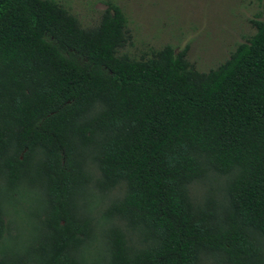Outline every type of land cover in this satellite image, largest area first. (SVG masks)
Returning a JSON list of instances; mask_svg holds the SVG:
<instances>
[{
    "label": "trees",
    "instance_id": "16d2710c",
    "mask_svg": "<svg viewBox=\"0 0 264 264\" xmlns=\"http://www.w3.org/2000/svg\"><path fill=\"white\" fill-rule=\"evenodd\" d=\"M252 23L199 72L187 48L119 54L117 6L82 28L0 0V264H264V10Z\"/></svg>",
    "mask_w": 264,
    "mask_h": 264
},
{
    "label": "rangeland",
    "instance_id": "374dc122",
    "mask_svg": "<svg viewBox=\"0 0 264 264\" xmlns=\"http://www.w3.org/2000/svg\"><path fill=\"white\" fill-rule=\"evenodd\" d=\"M74 15L82 28L98 24L111 5L126 18L128 42L119 54L148 59L171 46L187 48L186 59L199 72L215 69L239 43L255 32L263 19L264 0H53ZM82 61V59H79ZM196 197L201 189H196Z\"/></svg>",
    "mask_w": 264,
    "mask_h": 264
}]
</instances>
